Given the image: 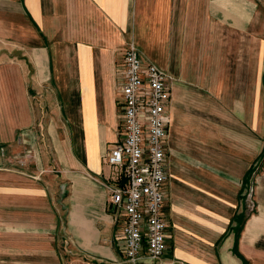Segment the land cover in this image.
<instances>
[{"label":"crops","instance_id":"crops-1","mask_svg":"<svg viewBox=\"0 0 264 264\" xmlns=\"http://www.w3.org/2000/svg\"><path fill=\"white\" fill-rule=\"evenodd\" d=\"M263 6L264 0H0L4 17H29V68L13 60L0 73V160H6L3 145L21 150L25 133L49 129L48 136L28 141L36 147L38 168L29 175L50 183L14 186L32 206L44 196L51 206L36 223L50 234L42 254L51 262L29 264H66L64 255L71 256L67 264H131L114 237L122 219L109 204L107 181L114 173L104 160L119 134L121 66L129 41L145 60L178 76L167 106L168 248L157 259L143 255L139 264H264V173L255 167L263 152ZM179 75H193V116L186 114L191 108ZM47 78L57 81L56 93H46L58 97L51 107L27 84ZM234 79L244 94L238 106L250 116L237 122V156H220L214 142L228 145L231 138ZM219 111L221 118H210ZM65 121L68 128L61 125ZM231 160H238L236 169ZM252 184L258 205L246 216ZM236 238L243 257L234 250ZM29 252L39 255L37 246Z\"/></svg>","mask_w":264,"mask_h":264},{"label":"built area","instance_id":"built-area-1","mask_svg":"<svg viewBox=\"0 0 264 264\" xmlns=\"http://www.w3.org/2000/svg\"><path fill=\"white\" fill-rule=\"evenodd\" d=\"M119 90V134L104 153L114 177L108 179L109 204L122 219L114 237L125 261L161 257L168 248L163 207L169 179L167 106L175 76L145 60L135 41L124 49Z\"/></svg>","mask_w":264,"mask_h":264},{"label":"rangeland","instance_id":"rangeland-1","mask_svg":"<svg viewBox=\"0 0 264 264\" xmlns=\"http://www.w3.org/2000/svg\"><path fill=\"white\" fill-rule=\"evenodd\" d=\"M8 17L9 16L4 17L0 13V73L4 71V68L6 71H9V64H12L13 60H21L24 66L27 69L29 68V17L27 14H24L19 19L16 18L17 20H14L12 16H10V18ZM174 76L176 80L178 76ZM179 78L182 88L187 89L184 90L185 95L183 98L185 103H189L191 108L186 114L193 116V75H179ZM28 81L29 80H27V84L29 83L28 86L31 92L37 94L39 99L44 101L47 100L46 104L49 105V107L53 105L52 103H54V100L55 103H57L58 97H56V95H46L47 91L48 93H56L57 81L54 78H47L39 84H36L32 80ZM234 81L232 82L231 80V107L229 113V119L231 121V138L228 145H226L225 141L221 140H216L214 142L220 156L223 154L225 155L227 152H229L230 156H237L240 136L237 125L242 123L243 120L249 119L250 116L249 113L245 112L243 107L238 106L241 99L244 101V94L240 88L241 86L237 85V80ZM232 83H234V86H232ZM48 97L52 98L53 101L50 102ZM246 97L245 95V101ZM45 107L47 106L44 105V108ZM203 114L208 115L206 111H204ZM220 114L221 111H219V117H217L218 115L214 116L210 114V118H221ZM62 119L65 120L63 117ZM238 121L239 123L237 124ZM261 122L263 152L261 159H257L258 161H256L255 167L257 170L263 168L264 173V83L262 89ZM61 125L62 127L68 128L66 121L61 122ZM232 125L235 126L233 127ZM33 131L34 132L29 134L25 133L22 142H18L21 144V150L15 151L14 149H10L14 145H10V148L8 145H3L5 146L6 160L3 158L0 160V245L3 246L2 251H0V264H29L35 260H37L38 263H48L51 262L52 258L42 254L48 250L50 246V234L40 223H38V225L36 224L38 221L37 218L42 219L41 215H46V211L51 210L49 199L47 196H44L42 201H34V204L37 203V205L32 206V201L20 195L19 192H14V186L21 184V182L23 184L29 182L41 184L50 183L43 175L38 179L29 175L30 173L37 175L38 172L35 170H38V168L34 158L36 147L32 146L28 140H30V136L32 135H35L37 138L40 134H43V136H48L47 134H49V129L45 126L34 129ZM24 138H26V140ZM220 159L221 158H219V162H222ZM230 162L234 164L235 169L238 167V160H231ZM237 179L238 177L236 175L230 176L229 190L231 197L235 195V191L237 190ZM253 193L254 189L252 184V187H249L246 194V216L255 210L258 205L253 197ZM59 210L61 213L63 212V209ZM45 215L43 217H45ZM236 229L238 232L239 226H237ZM262 231L264 232V229H262ZM57 243L60 248H64L61 237ZM235 245L238 246L237 238L234 247ZM34 246H37L39 249L38 256L30 255L29 250L30 248H34ZM65 246H67L66 243ZM70 258L71 256L67 257L64 255L62 256L61 262L67 264Z\"/></svg>","mask_w":264,"mask_h":264},{"label":"trees","instance_id":"trees-1","mask_svg":"<svg viewBox=\"0 0 264 264\" xmlns=\"http://www.w3.org/2000/svg\"><path fill=\"white\" fill-rule=\"evenodd\" d=\"M242 226H243V222L239 224V229L242 228ZM234 250H235V252H236L238 255H240V256L243 257V255L241 254V252H240L239 249H238V246L235 245Z\"/></svg>","mask_w":264,"mask_h":264}]
</instances>
